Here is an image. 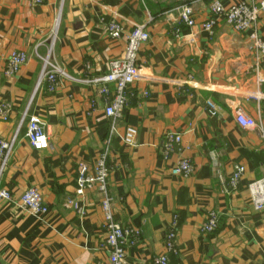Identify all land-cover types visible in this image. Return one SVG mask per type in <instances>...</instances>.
Listing matches in <instances>:
<instances>
[{"label": "crops", "instance_id": "obj_1", "mask_svg": "<svg viewBox=\"0 0 264 264\" xmlns=\"http://www.w3.org/2000/svg\"><path fill=\"white\" fill-rule=\"evenodd\" d=\"M240 1L222 3L230 8ZM180 4L50 0L33 6L0 0V106L10 107L8 120L0 117V141L15 139L0 174V189L12 195V201H0V264H110L102 195L95 189L83 197L76 193L80 168L92 173L104 154L114 219L139 236L135 245L127 244L125 264H155L166 254L169 264H264V211L253 208L248 191L264 177V140L260 131L242 130L234 121L240 109L264 131V76L258 82L250 33L232 32L219 17L213 36L203 31L212 18L209 0L192 5L196 24L186 27L175 11ZM111 19L122 24V39L109 36ZM136 26L146 28L149 41L138 52L140 77L111 133L99 85L70 78L106 75L110 62L124 57V37ZM257 31L264 38V11ZM12 52L29 60L8 74ZM47 54L70 77H58L53 93L47 82L38 87V55ZM208 101L217 108L215 116ZM32 116L49 137L47 149L30 145ZM127 127L138 130L135 147L123 143ZM169 133L181 134L182 145L166 159ZM180 158L193 164L190 178L172 175ZM236 166L244 169L241 185L227 195L224 186ZM31 188L48 208L42 218L20 207ZM71 199L84 206L83 217L67 206ZM212 212L220 215L218 230L204 234ZM176 218V251L169 252L167 236Z\"/></svg>", "mask_w": 264, "mask_h": 264}, {"label": "built area", "instance_id": "obj_2", "mask_svg": "<svg viewBox=\"0 0 264 264\" xmlns=\"http://www.w3.org/2000/svg\"><path fill=\"white\" fill-rule=\"evenodd\" d=\"M50 0H28L30 5L41 6ZM180 5L175 8L178 13L180 23L186 27H194L196 22L192 5L203 3L205 0H179ZM212 18L202 25L203 31L213 36V28L216 18H223L226 26L234 33H250L249 48L253 52L255 59V71L258 82H262L264 76V38L260 37L257 31V25L260 14L264 11V0L256 3L254 0H242L230 8H225L222 0H209ZM109 36L114 40L122 39L124 29L122 24L111 19L107 24ZM53 35V39H54ZM126 50L125 55L120 60L111 61L109 71L103 77L94 79H74L70 78L61 68L51 62L50 54L39 58L42 60V72L39 78L38 87L41 83H48V90L53 93L60 86L58 77L70 78L74 82L83 85H99L97 92L104 98V114L113 121L111 133L114 132V125L120 121L122 114L129 102V89L136 83L140 77L137 67L138 52L142 45L149 41V34L144 26L134 27L125 37ZM29 60L27 54L12 52L8 61V74L17 73ZM147 95V93H145ZM95 103L93 102V107ZM209 113L215 116L217 108L211 102H207ZM10 107L8 105L0 106V117L6 121ZM236 125L245 131H260L264 140L263 126L256 122L255 119L247 116L242 110H236L234 114ZM138 130L134 127H127L123 136V143L127 147L137 145ZM27 137L30 145L35 150H44L49 147V137L43 129L42 124L37 116L29 118ZM14 140V141H13ZM0 141V174L8 163L10 155L13 152L14 142ZM182 145V135L179 133H169L166 135L163 146V157L169 158L171 155L180 152ZM106 154L101 155L96 161L93 172L89 173L87 167H81L77 179L76 193L83 197L87 191L96 190L102 195V210L105 219L106 242L105 245L109 251L110 264H125L127 244L135 245L138 242V234H134L129 229L121 226L115 219L112 210L113 197L108 188L109 168L106 162ZM194 166L190 160L180 158L176 167L172 169V175L183 179L190 178L194 174ZM244 175V169L236 166L231 178L224 186V192L231 195L236 192ZM251 204L258 211H264V177L248 186ZM0 201H12V195L9 191L0 189ZM67 206L76 211L81 217L85 215V208L79 202L71 199L68 200ZM20 207L25 211L37 216L44 217L48 213L44 199L40 191L31 188L25 191L20 199ZM220 224V215L216 212L210 213L207 222L202 227L204 234H213L218 230ZM178 228L177 218L173 221L167 236L166 249L175 252V237ZM133 237V240H129ZM137 239V241H136ZM155 264H169L168 254L157 257Z\"/></svg>", "mask_w": 264, "mask_h": 264}, {"label": "trees", "instance_id": "obj_3", "mask_svg": "<svg viewBox=\"0 0 264 264\" xmlns=\"http://www.w3.org/2000/svg\"><path fill=\"white\" fill-rule=\"evenodd\" d=\"M10 192V191H9Z\"/></svg>", "mask_w": 264, "mask_h": 264}]
</instances>
